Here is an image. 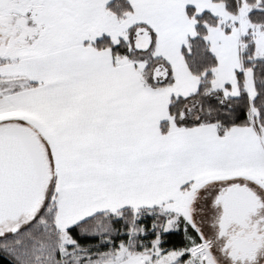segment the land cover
Wrapping results in <instances>:
<instances>
[{"label": "snow or ice", "instance_id": "snow-or-ice-1", "mask_svg": "<svg viewBox=\"0 0 264 264\" xmlns=\"http://www.w3.org/2000/svg\"><path fill=\"white\" fill-rule=\"evenodd\" d=\"M0 264H264V0H0Z\"/></svg>", "mask_w": 264, "mask_h": 264}]
</instances>
